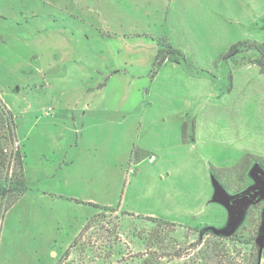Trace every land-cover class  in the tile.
<instances>
[{"label": "rangeland", "instance_id": "1", "mask_svg": "<svg viewBox=\"0 0 264 264\" xmlns=\"http://www.w3.org/2000/svg\"><path fill=\"white\" fill-rule=\"evenodd\" d=\"M263 55L264 0H0V264H264V198L230 228L209 170L264 168Z\"/></svg>", "mask_w": 264, "mask_h": 264}, {"label": "trees", "instance_id": "2", "mask_svg": "<svg viewBox=\"0 0 264 264\" xmlns=\"http://www.w3.org/2000/svg\"><path fill=\"white\" fill-rule=\"evenodd\" d=\"M155 41L160 47L155 56L153 69L156 70L157 68H160L166 59H170V60L179 59L180 56L179 51L176 50L165 37H157ZM235 46H236L235 44L232 45L229 51L234 49ZM255 61L261 67V72L264 73V55L262 57V60L258 59ZM13 124H14L13 114L8 108H6V106L0 104V163L4 164L6 160L8 162L13 160L14 164L15 161L17 162V167L14 170L12 176L8 180H6L4 184L0 185V198L7 196L9 197L10 201H12V203L18 200L28 189L26 182L24 180V175L22 171L23 162L21 161V155L19 149L16 146L14 150L10 149V151L7 153L6 147L2 146V143L3 142L7 143V141H9V144H13L14 141ZM1 139H4V141L2 142ZM210 171L212 176L216 179L217 175L215 173L214 167H210ZM263 172H264V168L253 167L252 170L250 171V175L253 178L259 180L262 178ZM240 216H241V212L240 215L236 217V221L233 222L231 228H233L238 223V221L240 220ZM213 230L215 232L221 233V231H218L219 229H213Z\"/></svg>", "mask_w": 264, "mask_h": 264}, {"label": "water", "instance_id": "3", "mask_svg": "<svg viewBox=\"0 0 264 264\" xmlns=\"http://www.w3.org/2000/svg\"><path fill=\"white\" fill-rule=\"evenodd\" d=\"M262 181L261 184H259L257 186L256 189L252 190L251 188L245 189L243 191H241L238 194H234L230 197H243V196H248V198L251 201H254L256 198H264V172H263V177H262ZM213 184H214V194H213V198L220 202L221 204L225 205L226 208L230 211L231 216L234 215V210L231 208V206L228 203V200H226L224 198V191L223 189L219 186V184L217 183V181L215 179H212ZM248 203L247 201L241 202L238 206V211L237 213L240 214V210L242 209V207ZM231 222V220H230ZM257 242L259 244V249L261 250L262 246L264 245V220L263 223L261 225L260 228V234L257 238Z\"/></svg>", "mask_w": 264, "mask_h": 264}, {"label": "flooded vegetation", "instance_id": "4", "mask_svg": "<svg viewBox=\"0 0 264 264\" xmlns=\"http://www.w3.org/2000/svg\"><path fill=\"white\" fill-rule=\"evenodd\" d=\"M254 167H258V165H254ZM263 177V176H262ZM262 179L263 178H261V179H259V180H257L256 178H254V180H255V184H253L252 186H250V187H248V188H251L252 190H254V189H256L257 188V186L259 185V184H261V181H262ZM248 188H246V189H248ZM236 194H238V193H236ZM232 195H234V194H227V193H224V198L226 199V200H228V203H229V205L231 206V208L234 210V215L233 216H231V213H230V211H229V220H228V226L231 228V226L233 225V222H235L236 221V217H238V215H240V214H238L237 213V211H238V206H239V204L241 203V202H244V201H247V202H250L251 200L248 198V196H243V197H230V196H232ZM258 199H261V198H256L254 201H256V200H258ZM254 201H251V202H254ZM241 211V210H240ZM230 220H231V222H230Z\"/></svg>", "mask_w": 264, "mask_h": 264}, {"label": "built area", "instance_id": "5", "mask_svg": "<svg viewBox=\"0 0 264 264\" xmlns=\"http://www.w3.org/2000/svg\"><path fill=\"white\" fill-rule=\"evenodd\" d=\"M4 150H6V149H4ZM154 158H155V157H154V155L152 154V155L149 156L148 161H152Z\"/></svg>", "mask_w": 264, "mask_h": 264}, {"label": "crops", "instance_id": "6", "mask_svg": "<svg viewBox=\"0 0 264 264\" xmlns=\"http://www.w3.org/2000/svg\"><path fill=\"white\" fill-rule=\"evenodd\" d=\"M209 170H210V166H209ZM210 172H211V171H210ZM211 178H212V179H215L212 175H211ZM212 182H213V181H212ZM150 216H151V215H150ZM152 216H154V215H152Z\"/></svg>", "mask_w": 264, "mask_h": 264}]
</instances>
